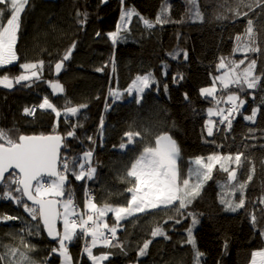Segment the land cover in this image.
Segmentation results:
<instances>
[{"label": "trees", "instance_id": "obj_1", "mask_svg": "<svg viewBox=\"0 0 264 264\" xmlns=\"http://www.w3.org/2000/svg\"><path fill=\"white\" fill-rule=\"evenodd\" d=\"M197 3L202 15L200 20L189 15L185 0H170V3L167 0H124L123 5L121 0H30L18 32L16 51L19 59L12 65L0 66V78L4 75L13 78L24 71L20 69V63L45 61L43 79L31 88L15 82L12 88L0 85V130L9 132L13 138L20 134L66 137L77 119L83 124L76 129L75 137L66 138L69 148L62 152V158H79L83 152L93 151L92 166L96 168V174L92 181H77L71 173L67 174L63 198L70 192L81 213L87 211L86 190L98 207L127 206L131 198L127 189L134 181L127 172L145 147H155L160 135L167 134L176 141L180 149L178 167L182 178L187 177L190 161L213 153L234 155L237 150H243L248 157L244 169L255 168L253 180L245 192L247 211L224 210L220 199L228 189H222L221 185L226 182L227 173L217 165L212 179L206 182L201 195L187 209L195 215V225L191 217H181L174 210L137 213L121 221L122 226L118 228L117 238L123 248L103 245L94 248L96 256L109 255L103 264H196L194 249L187 243L188 228L193 230L196 249L203 253L201 264H252L253 253L264 250V237L259 234L264 224L253 227L250 220L252 214L259 218L260 208H264L258 204L264 197V90L245 88L239 93L247 98L243 114H250L253 107H260V111L255 124L238 115L227 139L223 133L206 136L207 109L217 105L212 98L200 95V89L213 86L214 78L223 71L218 70L221 59L234 55L238 44L236 37L248 36V19L253 21V37L261 49V53H252L250 58L258 59L257 74H260L264 68V8L252 0H245V4H252L251 10L244 5L237 8L236 0H197ZM164 8L168 9L170 22L147 29L143 20L154 23ZM125 9H134L138 15L130 22L127 39L113 45L107 34L116 30L120 13ZM237 11L241 13L239 16ZM77 12L87 14L86 23H79L84 17H78ZM6 18L0 23H6ZM240 41L244 43L243 39ZM73 42L76 47L71 58L64 62L62 73L56 78L54 65ZM184 52L188 54L187 60L183 57ZM174 53H180L179 57L173 59L171 54ZM100 67H104L103 72L96 71ZM149 72L157 83L145 91L137 104L136 95H128L127 90L136 76ZM45 81H59L64 92L53 95ZM261 83L264 86V80ZM113 91L120 93L122 99H115L111 94ZM229 91L238 89L219 87L216 95L220 98ZM45 96L61 110L80 104L88 107L78 118L66 122L63 113L57 118L51 110L38 108ZM34 107L33 115L24 113L25 108ZM101 117L105 129L102 137L99 130ZM128 131L139 132L140 136L121 150L119 144H127L124 133ZM89 136L94 142L88 140ZM212 139L215 144L206 142ZM243 144L249 148L243 149ZM229 167L236 168V165L233 163ZM60 171H63L62 162ZM237 175L240 180H246V171L242 174V170L237 169ZM238 198L239 193L233 197ZM8 215L20 219L0 220V256L3 257L0 264H18L21 252L29 257L31 264H60L58 254L51 253L58 243L47 235L42 222L40 234L29 236L27 229L35 231L33 226L38 221H33L22 206L0 199V218ZM176 218L181 222L177 224ZM104 220L110 227L115 224L112 213ZM157 226L164 229L168 239L151 236ZM61 230L62 224L58 221V231ZM198 236L199 240L196 239ZM204 236L213 239H202ZM147 240L152 243L146 255L140 257L137 253ZM12 249H18L14 256ZM83 249L82 238L69 244L74 264H92Z\"/></svg>", "mask_w": 264, "mask_h": 264}, {"label": "snow or ice", "instance_id": "obj_2", "mask_svg": "<svg viewBox=\"0 0 264 264\" xmlns=\"http://www.w3.org/2000/svg\"><path fill=\"white\" fill-rule=\"evenodd\" d=\"M189 5V15L194 19H202L197 0H185ZM30 0H0V21L5 17L6 23H0V66L12 65L19 57L16 51V44L18 40V32L21 27V17L26 10ZM252 3L264 8V0H252ZM124 4V0H121ZM237 8L244 5L251 10L252 4H245V0H236ZM168 9L161 10V14L155 19V22L147 19L143 23L147 29H152L157 24L169 23L170 19L167 15ZM239 11L236 15H240ZM138 15L134 9H125L120 13L119 23L116 25V30L109 32L107 35L113 45H116L121 40L127 39V33L130 32V22L133 16ZM247 15V13H244ZM77 16H83L84 19L79 23H86L87 14L77 12ZM220 18V17H218ZM246 33L248 34V41L240 46L238 44L236 52L244 54V58L237 63L235 60L225 61L221 59L218 70H223L222 74L216 76L212 87H204L200 89V95L205 98H212L217 107L215 109L208 108L207 114L209 119L205 122V130L207 137H214L218 133H223L227 139L233 130V122L238 115H242L243 119L253 124L257 121L260 107H253L250 114H243L242 109L245 105V100L241 99L239 93L244 92L245 88L248 90H256L261 88L262 80H264V68L261 69L260 74H257V59H249L247 53H261V49L255 46V39L253 37V21L248 19ZM99 36L100 33H97ZM237 41L241 40L240 36L236 37ZM76 47L75 42L70 46L63 58L56 62L54 71L57 75L61 72L64 62L71 58L73 49ZM173 59L179 57L180 53L171 54ZM185 60L188 58L187 52L183 53ZM247 65L241 68L242 65ZM45 61L25 62L20 63V69L24 71L15 77V84L23 87L31 88L37 81L43 79L42 73L44 70ZM107 67V65H105ZM115 70L113 63V71ZM97 72H103L104 67L96 69ZM167 75V72L164 73ZM183 79V77H179ZM176 81L177 77H173ZM219 82L220 88L229 90L232 88L238 89L237 92L229 91L226 99L218 98L216 93L218 91L216 82ZM23 82V83H22ZM52 89L53 95L63 93L64 88L59 81H45ZM157 81L151 72L136 76L129 89L128 95H133V90L136 93L135 102L139 104L142 99V94L146 89H149ZM0 85L5 88L13 87V80L8 75L0 78ZM167 85H164V90L167 91ZM115 99L120 100L122 96L120 93L113 91L111 93ZM249 95H253L249 92ZM187 99V94H185ZM253 98L255 96L253 95ZM227 107H220L221 103ZM88 107L87 104H80L78 106H67L63 110L58 109L48 96H45L42 102L38 105L41 110H51L57 118H60L62 113L65 121L71 118H78L83 109ZM26 115H33L34 110L25 108ZM217 117L218 119H212ZM59 123V120L57 121ZM83 127L79 120L71 124V130L65 136L59 134L49 135H23L13 138L7 131L0 130V199L8 200L18 206H22L24 211L28 213L33 221L38 223L33 226L35 231L31 228L27 229V234L39 235L40 223L42 222L43 229L47 235L53 240L57 241L58 247L51 250L52 254H58L60 257V264H72V257L69 253V244L78 238L90 237V242L87 241L83 249L87 258L92 264H101L102 261L108 260V254L96 256L93 254V249L98 245L105 247H121L122 244L117 238V231L120 228L121 221L133 217L137 213L148 214L150 210H174L179 216L191 217L192 223L195 225L197 219L195 215L188 212V207L193 201L201 195V189L207 181L212 179L213 169L218 165L219 169L227 173L226 182L221 185L222 189H228L227 193H222L220 203L224 206L225 211L237 212L245 208V192L248 188V183L253 180L255 168L245 170L244 165L248 162V157L245 156L243 150L228 155H221L213 153L207 157H196L189 162L188 174L186 178H182L178 160L180 159V149L175 140L171 136L164 134L156 139L155 147H145L143 152L132 164L131 169L127 172L128 177L134 178L132 187L127 191L131 193V198L127 202V206H104L98 207L92 201L91 194L86 190L85 209L87 213H80L77 206L72 199L69 192L67 198L65 197L66 181L68 180V173L75 177V180L92 181L96 174V168L92 166L93 151L88 150L77 157L68 158L61 157V148L68 149L69 145L65 142L66 138H73L76 136V129ZM99 130L101 137L105 131L104 120L101 117ZM249 131H254L250 129ZM127 137V144L121 142L119 149L124 150L127 146L132 145L135 137L140 136L139 132L133 133L131 131L125 132ZM89 141H93L91 136ZM207 143L215 144V139L206 141ZM222 145H217L221 147ZM115 147V146H114ZM264 147V146H262ZM243 149L249 148V145L243 144ZM242 157L244 159L242 160ZM62 162L63 171L57 167L58 163ZM235 163L236 168L229 167L230 164ZM194 165V166H192ZM237 169L242 170V174L246 171V180H240L237 175ZM46 177H56L54 181L48 183ZM194 179L193 183H190ZM239 193L238 200L233 199ZM228 196L229 198H225ZM31 202V206L27 203ZM258 204L264 205V197L260 198ZM62 209V211H61ZM108 213H112L115 218L114 226H109L105 222L104 217ZM86 215V218H85ZM39 218V219H38ZM3 221L18 220L19 217L4 216ZM173 219V217H169ZM253 227H258L264 224V208H260V216L252 214L250 217ZM62 221L63 230L58 231L57 222ZM178 224L181 222L179 218L175 219ZM188 240L194 249V259L196 264H201L200 258L203 256L198 249H196L195 241L193 239L192 228L187 229ZM259 234L264 237V228L259 230ZM153 238L163 237L168 239L167 233L160 226L155 227L151 231ZM151 240L143 243L137 255L142 257L146 255ZM25 247L30 248L25 244ZM18 249H12L11 255H16ZM20 264H31L29 257L21 252ZM51 255V254H50ZM257 257H259V264H264V250L253 253L252 264H258ZM3 257L0 256V260Z\"/></svg>", "mask_w": 264, "mask_h": 264}, {"label": "rangeland", "instance_id": "obj_3", "mask_svg": "<svg viewBox=\"0 0 264 264\" xmlns=\"http://www.w3.org/2000/svg\"><path fill=\"white\" fill-rule=\"evenodd\" d=\"M169 3H170V0H167ZM241 39H243L244 40V43H241V41H239L238 42V44L240 45V46H243V44H245L247 41H248V36H245L244 38H241ZM238 44L236 45V47H235V50H236V48H237V46H238ZM255 46H257V47H259L260 48V45L258 44V43H255ZM250 54H252V53H247V56L249 57V59H252V58H250ZM235 55V56H234ZM234 55L232 56V57H228V58H225V61L227 62V61H229V60H235L237 63L239 62V60L240 59H243L244 58V54L243 53H241V52H236V51H234ZM255 59H257V58H255ZM247 62L248 61H246V63H245V65H242L241 66V68H243V67H245L246 65H247ZM259 65V61H258V59H257V66ZM223 72V71H222ZM222 72L220 73V74H218L217 76H219V75H221L222 74ZM21 74V73H20ZM20 74H18V75H20ZM17 75V76H18ZM16 76V77H17ZM136 78V77H135ZM10 79H12L13 80V83L15 82V77H13V78H10ZM135 80V79H134ZM209 87H212V86H209ZM216 87H217V89H219V87H220V85H219V82L217 81L216 82ZM147 90V89H146ZM145 90V91H146ZM235 92H237V91H235ZM145 93V92H144ZM143 93V94H144ZM133 94L134 95H136V93H135V91L133 90ZM143 94H142V96H143ZM227 95V94H226ZM226 95H224L223 96V98L224 99H226ZM241 96V95H240ZM241 99H244L245 100V105H244V107L246 106V96H241ZM217 106H212L211 108H213V109H215ZM220 107H227V105L226 104H224L223 102H222V104L220 105ZM244 109V108H243ZM208 119H209V117H208ZM212 119H218L217 117H212ZM222 155V154H221ZM234 163V162H233ZM232 163V164H233ZM231 165V164H230ZM229 165V166H230ZM194 166V165H193ZM217 167V166H216ZM215 167V168H216ZM214 168V169H215ZM47 181H49V183H51L52 181H54L55 179H50V178H45ZM194 182V179L193 180H191L190 181V183H193ZM98 206V205H97ZM104 206H106V205H104ZM108 206H111V205H108ZM100 207V206H99ZM112 207H116V206H112ZM61 211H62V209H61ZM109 214V213H108ZM62 222V221H61ZM226 231V229L224 228V232ZM199 237V236H198ZM196 238L197 240H199L200 239V237L199 238ZM209 237H202V239H206V240H211V239H213V238H209ZM98 246H100V245H98ZM58 247V246H57ZM93 251H94V249H93ZM69 253H70V256L72 257V254H71V251L69 250ZM95 255V254H94ZM257 261H259V257L257 258ZM103 262L104 261H102L101 262V264H103ZM18 264H20V260H18ZM72 264H74V262H73V258H72ZM259 264V263H258Z\"/></svg>", "mask_w": 264, "mask_h": 264}, {"label": "water", "instance_id": "obj_4", "mask_svg": "<svg viewBox=\"0 0 264 264\" xmlns=\"http://www.w3.org/2000/svg\"><path fill=\"white\" fill-rule=\"evenodd\" d=\"M45 1H54V2H55V1H57V0H45ZM63 68H64V66H63ZM63 68H62V70H63ZM62 70H61V72L59 73V75H57V74L55 73V77H56V78L60 77V75H61V73H62ZM47 135H49V134H47ZM63 149H64V148H61V157H62ZM60 164H61V162L58 163V165H57V167H58L59 170H60ZM46 178L56 179V177H46ZM27 203L31 204L30 201H28ZM57 229H58V222H57ZM46 233H47V232H46Z\"/></svg>", "mask_w": 264, "mask_h": 264}, {"label": "clouds", "instance_id": "obj_5", "mask_svg": "<svg viewBox=\"0 0 264 264\" xmlns=\"http://www.w3.org/2000/svg\"><path fill=\"white\" fill-rule=\"evenodd\" d=\"M34 111H36V108L34 109ZM78 212H80V211H78ZM81 213V212H80ZM83 213H87V211H83ZM85 218H86V215H85ZM1 221H3L2 219H0ZM4 222V221H3ZM61 222V221H60ZM61 224H62V222H61ZM62 229H63V225H62ZM61 232H62V230H61ZM83 239V241H84V246H85V243H86V239H87V241L89 242L90 241V237H87V238H82Z\"/></svg>", "mask_w": 264, "mask_h": 264}, {"label": "bare ground", "instance_id": "obj_6", "mask_svg": "<svg viewBox=\"0 0 264 264\" xmlns=\"http://www.w3.org/2000/svg\"><path fill=\"white\" fill-rule=\"evenodd\" d=\"M36 107H34L33 109H35Z\"/></svg>", "mask_w": 264, "mask_h": 264}, {"label": "crops", "instance_id": "obj_7", "mask_svg": "<svg viewBox=\"0 0 264 264\" xmlns=\"http://www.w3.org/2000/svg\"><path fill=\"white\" fill-rule=\"evenodd\" d=\"M106 221V220H105ZM63 230V229H62Z\"/></svg>", "mask_w": 264, "mask_h": 264}]
</instances>
